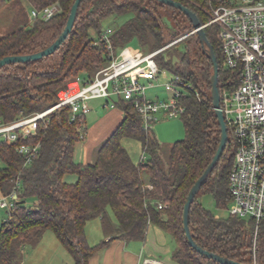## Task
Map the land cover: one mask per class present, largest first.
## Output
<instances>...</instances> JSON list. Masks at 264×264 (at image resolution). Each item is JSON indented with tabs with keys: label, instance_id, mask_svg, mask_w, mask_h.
Returning a JSON list of instances; mask_svg holds the SVG:
<instances>
[{
	"label": "trees",
	"instance_id": "obj_1",
	"mask_svg": "<svg viewBox=\"0 0 264 264\" xmlns=\"http://www.w3.org/2000/svg\"><path fill=\"white\" fill-rule=\"evenodd\" d=\"M26 1L33 10L57 4L60 11L49 20L31 18L26 22L22 12L19 23L4 21L2 28L7 32L0 35V60L50 47L63 33L76 0ZM174 1L194 12L202 24L209 21V0ZM5 6L6 1L0 0V10ZM111 18L117 20L115 27H105ZM109 29L111 35L106 34ZM193 31L183 12L156 0H83L72 33L54 54L0 69V121L12 123L57 104L59 93L71 80L82 74L83 81L95 78L110 63L112 53L122 48L137 43L148 52L157 51ZM205 32L218 59L221 90L235 76L225 69L217 28L210 26ZM178 45L183 51L175 50L170 56L168 48L155 57L160 70L179 75L192 86L183 100L185 139L175 142L167 157L152 128L145 130L134 103L117 97L112 102L122 113V121L93 162L75 159L76 147L85 139L81 134H86L87 121L86 115L80 114L76 122H71L70 106L50 114L37 136L0 143L3 195L10 194L16 179L21 178L19 200L0 229V264H23L20 259L24 248L37 245L46 231L56 235L73 264H90L91 257L114 240L144 241L149 225L172 237L177 263L220 264L204 258L188 244L182 224L187 195L212 162L221 139L211 95L213 65L196 33L175 47ZM124 139L141 143L144 161L134 162L123 146ZM22 144H40L38 156L27 166L17 151ZM235 151L229 130L224 155L192 206V236L200 247L214 254L242 264H264V220L257 228L250 219L230 214L217 217L200 201L201 195L207 194L218 209L229 210V176ZM69 176L76 180L68 181ZM95 219L101 220L105 239L91 246L86 226Z\"/></svg>",
	"mask_w": 264,
	"mask_h": 264
},
{
	"label": "built area",
	"instance_id": "obj_2",
	"mask_svg": "<svg viewBox=\"0 0 264 264\" xmlns=\"http://www.w3.org/2000/svg\"><path fill=\"white\" fill-rule=\"evenodd\" d=\"M60 11L58 5L42 11H31L32 20H49ZM204 28L215 26L224 57L225 69L235 76L220 90L221 109L236 144L235 161L229 176L231 216L255 221L257 228L264 220V0H209ZM194 32H192L193 34ZM107 35L112 30L106 31ZM112 51V46L109 44ZM163 50L144 55L130 47L112 53L110 63L95 78L76 81L78 91L64 92L60 101L43 112L35 113L12 123L0 121V143L17 142L37 136L42 123L63 106L72 108L71 122L80 114L92 110L89 102L106 99L115 108L113 97L131 101L139 113L146 131L163 114L167 118H182L186 113L183 100L192 86L179 75L165 84L168 97L152 100L147 97L148 86L161 72L155 57ZM85 138V134H81ZM25 158L24 166L38 156L40 144L17 147ZM145 156L140 161H144ZM21 178H17L10 194L2 195L0 207L11 213L19 200ZM159 208H163L162 205Z\"/></svg>",
	"mask_w": 264,
	"mask_h": 264
},
{
	"label": "rangeland",
	"instance_id": "obj_3",
	"mask_svg": "<svg viewBox=\"0 0 264 264\" xmlns=\"http://www.w3.org/2000/svg\"><path fill=\"white\" fill-rule=\"evenodd\" d=\"M5 1L6 6L2 10H0V35L7 32V28H2L4 21H8L9 23L11 22V25L12 22L19 23V18H22L21 20H23V16L20 15L22 14V12H24V19H26V22L31 20L32 8L26 0ZM21 5L23 6L24 10H22ZM115 20L116 18H111L110 20H108L105 23V27L111 26L112 28H114L117 22V20ZM190 36H192V32L185 34L184 36L180 37L179 39H176L175 41L169 43L168 45L157 51L166 50L170 48V56L174 54L175 50L181 52L183 51V47H181L180 45L175 47V45ZM129 47L134 50H138L139 54L143 53L144 55L157 52H148L142 49L137 43H133ZM176 61L179 63L178 60ZM174 76L175 74L172 72H169L167 70H161V72L158 74V78L153 81L152 87H149L150 83L146 81L145 84L148 86V89L146 91L147 97L152 100L166 99L168 97V93L165 89V84L167 82H170L174 78ZM84 78L85 75L82 74L80 75L79 79L83 80ZM77 80L78 79L71 80L68 84V87L59 93V97L64 96V92L66 91L70 90L72 92V85L76 84ZM105 102L106 99H95L89 102L92 110L86 113L87 131L85 134V139L77 145L74 155L75 159L78 162H85L87 160L86 157H90L92 159V156L94 157V155V159H96L99 148L110 136L108 135L109 131H111V129L114 128L115 125H118L116 121H122V113L118 109H111L109 106L107 108L103 107ZM152 132L161 144L162 153L165 157L169 155L171 146L175 142L185 139L186 136L182 118H167L163 114H160L158 116V121L153 124ZM123 144L132 159L134 160V162L137 164L140 163L141 158L144 156V151L141 143L132 139H124ZM148 159L149 156L146 155V160ZM2 165L3 164L0 161V167ZM67 180L70 182H74L76 180V177L69 176ZM200 201L204 205V207L213 212L217 217H227L230 214L229 210L218 209L212 196L210 195H201ZM0 211L3 214L2 219L4 221L8 219L7 211ZM93 222L94 223H92L90 227V236L88 241L89 243L97 242L100 239L98 237V234H96V229L94 230V224H97L98 221L93 220ZM96 236L98 238H96ZM22 254L23 258H21L20 260L21 263L23 262V264H69V262H72L71 256L69 255V253L65 252V249L62 247L56 235L52 231H46L43 235V238L37 245L26 246ZM20 257H22V255Z\"/></svg>",
	"mask_w": 264,
	"mask_h": 264
},
{
	"label": "water",
	"instance_id": "obj_4",
	"mask_svg": "<svg viewBox=\"0 0 264 264\" xmlns=\"http://www.w3.org/2000/svg\"><path fill=\"white\" fill-rule=\"evenodd\" d=\"M82 1L83 0L75 1V3L71 8V13L69 15L68 22L63 33L50 47L39 53L32 55L7 56L2 60H0V69L10 64H16V63L25 64L32 61H39L44 57H48L54 54L66 41L69 35L72 33ZM156 1L174 7L180 10L181 12H183L190 19L194 29L193 32L199 36L203 52L211 60V63L213 65V75L211 77V88H212L211 95L213 100V108L215 110L216 116L219 121V125L221 127V139L216 155L214 156L212 162L209 164L206 170L203 172V174L196 180L194 185L191 187L187 195V198L185 200L183 214H182V224H183V231L185 234V238L188 244L204 258L213 260L220 264H242L240 262H236L228 258L222 257L220 255L214 254L200 247L194 240L190 227V214L195 199L202 190L203 186L207 183V181L211 177L215 168L218 166L229 143V128L226 123L225 115L221 109V93H220V78H219L220 67H219L218 59L215 54L213 46L210 44L206 36L204 24L201 23L200 19L194 12H192L184 5L174 0H156Z\"/></svg>",
	"mask_w": 264,
	"mask_h": 264
},
{
	"label": "crops",
	"instance_id": "obj_5",
	"mask_svg": "<svg viewBox=\"0 0 264 264\" xmlns=\"http://www.w3.org/2000/svg\"><path fill=\"white\" fill-rule=\"evenodd\" d=\"M143 82L145 83L146 81ZM103 107L105 108L108 107L107 101L105 102ZM111 109L115 110V108H111ZM116 122L119 125L121 121L120 122L116 121ZM118 125H115V127L112 128L111 131H109L108 135H110ZM86 158L87 160L84 163L93 162L95 160L94 159L95 155L94 157L92 156V159L90 157H86ZM0 192L2 196L3 192L1 191V189ZM0 210H4V209L0 207ZM2 217L3 214L0 211V229L2 227V224L4 223ZM94 221H98L97 224H94V230L96 229L97 232L96 234H98V237L100 239L97 242H93V243L88 242L91 246H96L102 240L105 239L101 220L95 219ZM92 223L94 222L91 221L86 226V236L88 241L90 236V227ZM98 237L96 236V238ZM174 247H175L174 241L169 234H167L166 232L162 231L161 229H159L154 225H149L146 238L144 241H124L118 239L114 240L106 248L95 253L90 259V264H179L173 259ZM65 252L68 253L66 249ZM73 263L74 262L72 259V262H69V264H73Z\"/></svg>",
	"mask_w": 264,
	"mask_h": 264
},
{
	"label": "bare ground",
	"instance_id": "obj_6",
	"mask_svg": "<svg viewBox=\"0 0 264 264\" xmlns=\"http://www.w3.org/2000/svg\"><path fill=\"white\" fill-rule=\"evenodd\" d=\"M77 91H78L77 85L76 84L72 85V92H71V94H74Z\"/></svg>",
	"mask_w": 264,
	"mask_h": 264
}]
</instances>
